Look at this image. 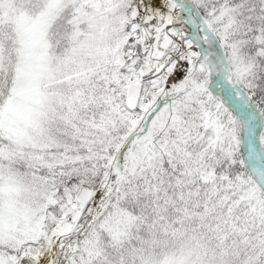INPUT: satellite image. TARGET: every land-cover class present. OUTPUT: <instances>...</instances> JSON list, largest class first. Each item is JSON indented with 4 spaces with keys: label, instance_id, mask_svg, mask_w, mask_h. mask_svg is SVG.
<instances>
[{
    "label": "snow or ice",
    "instance_id": "6c2138e0",
    "mask_svg": "<svg viewBox=\"0 0 264 264\" xmlns=\"http://www.w3.org/2000/svg\"><path fill=\"white\" fill-rule=\"evenodd\" d=\"M0 264H264V0H0Z\"/></svg>",
    "mask_w": 264,
    "mask_h": 264
}]
</instances>
